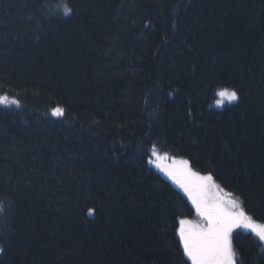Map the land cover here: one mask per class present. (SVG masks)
<instances>
[{
    "label": "trees",
    "instance_id": "obj_1",
    "mask_svg": "<svg viewBox=\"0 0 264 264\" xmlns=\"http://www.w3.org/2000/svg\"><path fill=\"white\" fill-rule=\"evenodd\" d=\"M0 94V264H191L153 145L264 223V0H0Z\"/></svg>",
    "mask_w": 264,
    "mask_h": 264
},
{
    "label": "snow or ice",
    "instance_id": "obj_2",
    "mask_svg": "<svg viewBox=\"0 0 264 264\" xmlns=\"http://www.w3.org/2000/svg\"><path fill=\"white\" fill-rule=\"evenodd\" d=\"M59 10L63 16H70L72 12L67 3L60 5ZM237 99L235 89L220 87L215 90L214 104L209 107H222L225 102L231 103ZM0 105L19 107V101L8 95H0ZM59 113L60 109H56L55 114ZM168 159L167 153L161 157L153 145L148 163L179 189L199 217V221L176 218L178 226L175 234L182 257H186L191 264H236L237 252L233 247V233L236 229L251 233L264 246V223L257 222L246 211L238 196L225 192L212 173L202 175L194 171L189 160L171 158L170 164L163 163ZM3 211V205L0 204V212ZM93 211L89 209V215ZM261 250L264 251V247ZM2 251L3 248H0ZM181 264H184L183 259Z\"/></svg>",
    "mask_w": 264,
    "mask_h": 264
},
{
    "label": "rangeland",
    "instance_id": "obj_3",
    "mask_svg": "<svg viewBox=\"0 0 264 264\" xmlns=\"http://www.w3.org/2000/svg\"><path fill=\"white\" fill-rule=\"evenodd\" d=\"M0 95H4V94H0ZM225 103H228V102H225ZM232 103V102H231ZM214 104V102L212 103V105ZM3 107H5V108H7V107H11L12 108V106L11 105H9V106H4V105H2ZM215 107V106H214ZM56 109H60V108H56ZM56 109H53L51 112H49V114H50V116L51 117H57V116H61L62 115V111H61V109H60V113L59 114H55V110ZM152 149V148H151ZM151 149H150V157H151ZM157 149V148H156ZM157 152H158V154L161 156V157H163L164 156V152H160V151H158V149H157ZM168 156H169V159L168 160H166V161H163V163H168V164H170L171 163V158H176V159H181V158H178V157H173V156H170L169 154H168ZM153 159H155V157H152ZM151 165V164H150ZM151 166H153V165H151ZM154 167V166H153ZM155 168V167H154ZM161 175H163L164 177H166L162 172H160L158 169H156ZM203 175V174H202ZM167 178V177H166ZM190 203V202H189ZM191 204V203H190ZM192 206V205H191ZM193 208V207H192ZM187 219H189V220H193V221H199V217L197 216V214H196V212H195V209L193 208V216L192 217H189V218H187ZM258 222V221H257ZM260 223V222H259ZM236 230H242V229H236ZM236 230H234V232L236 231ZM244 231V230H243Z\"/></svg>",
    "mask_w": 264,
    "mask_h": 264
},
{
    "label": "water",
    "instance_id": "obj_4",
    "mask_svg": "<svg viewBox=\"0 0 264 264\" xmlns=\"http://www.w3.org/2000/svg\"><path fill=\"white\" fill-rule=\"evenodd\" d=\"M225 191V190H224ZM226 192V191H225Z\"/></svg>",
    "mask_w": 264,
    "mask_h": 264
}]
</instances>
